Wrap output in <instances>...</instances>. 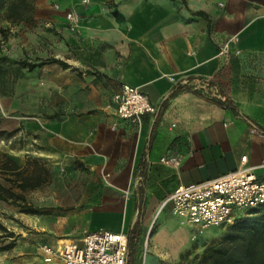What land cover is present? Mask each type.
Masks as SVG:
<instances>
[{
  "label": "crops",
  "instance_id": "crops-1",
  "mask_svg": "<svg viewBox=\"0 0 264 264\" xmlns=\"http://www.w3.org/2000/svg\"><path fill=\"white\" fill-rule=\"evenodd\" d=\"M47 1H34L32 21L5 19L41 28L42 41L60 45L65 55L49 58L67 66L40 64L49 58L29 64L97 78L113 94L124 83L137 86L157 110L141 125L118 118L113 108L64 117L54 112L41 126L29 125L34 133L44 131L54 155L88 164L100 178L86 209L40 233L43 243L59 247L97 229L127 234L139 205L143 240L156 217L173 213L163 202L179 184L233 171L242 156L264 177V0H51L60 2L61 11L47 8ZM69 8L79 16L76 31L67 25ZM47 23L52 26L44 28ZM183 75L210 78L218 91L182 85ZM164 156H177L179 164L164 163ZM34 249L17 244L7 264H58ZM141 263L138 251L135 264Z\"/></svg>",
  "mask_w": 264,
  "mask_h": 264
},
{
  "label": "rangeland",
  "instance_id": "rangeland-1",
  "mask_svg": "<svg viewBox=\"0 0 264 264\" xmlns=\"http://www.w3.org/2000/svg\"><path fill=\"white\" fill-rule=\"evenodd\" d=\"M9 1L0 0V28L8 33L6 40L0 34V132H4L0 137V185L22 198L17 203L0 199V222L7 228L0 236V264L12 261L19 243L35 245V252H39L37 247L43 244L40 233L57 226L77 209L85 210L92 188L100 184L95 168L78 161L66 163L58 153L54 155V145L45 139L44 131L37 129L34 133L29 125L41 126L54 112L64 117L76 110L112 111L114 92L107 82L97 78L78 79L74 73L44 70L41 66L28 68L24 62L38 63L40 59L65 55L60 45L52 48L42 41L45 36L41 28L7 21L4 12ZM46 4L49 9L62 10L60 2L50 0ZM67 10L72 9H66L65 14ZM7 158L18 159L21 166L29 158H37L26 174H40L41 184L21 189L18 173L2 168ZM30 205L40 212L26 211ZM225 229L210 227L195 232L181 217L163 211L146 228L139 250L141 264H201L205 248Z\"/></svg>",
  "mask_w": 264,
  "mask_h": 264
},
{
  "label": "built area",
  "instance_id": "built-area-1",
  "mask_svg": "<svg viewBox=\"0 0 264 264\" xmlns=\"http://www.w3.org/2000/svg\"><path fill=\"white\" fill-rule=\"evenodd\" d=\"M65 16L69 29L76 31L79 21L77 12L67 10ZM168 79L178 81L174 75H169ZM179 83L190 84L195 90H217L210 78L190 79L183 75ZM111 107L118 118L137 125H141L146 114H153L157 110L146 93L128 83L122 84L113 94ZM161 160L174 166L180 161L177 156H164ZM241 160L242 166L218 177L179 184L164 200L163 206L170 204L172 212L184 219L195 232L210 227H226L240 213L264 206V177H257L253 168L246 166L247 156H242ZM38 250L43 253L47 263L127 264L128 236L124 232L97 229L85 232L78 241L59 247L40 244Z\"/></svg>",
  "mask_w": 264,
  "mask_h": 264
},
{
  "label": "trees",
  "instance_id": "trees-1",
  "mask_svg": "<svg viewBox=\"0 0 264 264\" xmlns=\"http://www.w3.org/2000/svg\"><path fill=\"white\" fill-rule=\"evenodd\" d=\"M35 0H10L7 3L4 17L11 21L26 22L33 20ZM4 38H6V30L2 29ZM57 62L63 66H67L65 62L57 58H49L42 61L40 64ZM27 64L26 62H24ZM33 67V64H27ZM181 88L173 90V94ZM58 119V118H57ZM4 132H0V137ZM5 156V155H4ZM37 158H29L25 166L19 165L15 160L7 158L3 162V169L17 172L20 180L17 185L26 190L28 187L36 188L41 182L40 174H26L31 162L37 161ZM144 170L141 172V181L144 178ZM37 180V182L33 181ZM9 188H3L0 185V199L5 201L15 200L17 203L22 196H18ZM6 192V193H5ZM9 193V194H7ZM26 211L31 213H39L40 211L33 206H28ZM3 231H7L6 226L0 222V236H3ZM128 256L127 264H135L138 251L142 244L143 227H142V206L139 205L137 220L130 226L128 233ZM4 246L1 249L10 247ZM201 264H264V206L248 210L240 213L233 223L226 226L224 233L210 243L204 251Z\"/></svg>",
  "mask_w": 264,
  "mask_h": 264
}]
</instances>
